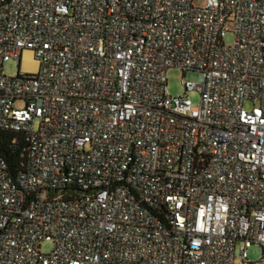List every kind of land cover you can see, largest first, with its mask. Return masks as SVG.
<instances>
[{
    "label": "built area",
    "instance_id": "obj_1",
    "mask_svg": "<svg viewBox=\"0 0 264 264\" xmlns=\"http://www.w3.org/2000/svg\"><path fill=\"white\" fill-rule=\"evenodd\" d=\"M0 131V264H264V0H0Z\"/></svg>",
    "mask_w": 264,
    "mask_h": 264
},
{
    "label": "rangeland",
    "instance_id": "obj_2",
    "mask_svg": "<svg viewBox=\"0 0 264 264\" xmlns=\"http://www.w3.org/2000/svg\"><path fill=\"white\" fill-rule=\"evenodd\" d=\"M197 5H203L204 0H196ZM234 41L233 35L230 33L225 38V43L231 45ZM4 72L8 76H15L19 72V63L15 60L6 62L4 65ZM168 79V89L172 96H181L184 94L183 80L196 82L199 79V74L195 71H188L185 74L178 69H171L167 75ZM189 99L194 105H199L201 101V96L197 92H191L189 94ZM53 245L51 243H46L42 246L43 251L50 252ZM262 254L261 247L258 245H253L248 250V256L251 262H257L260 260Z\"/></svg>",
    "mask_w": 264,
    "mask_h": 264
},
{
    "label": "trees",
    "instance_id": "obj_3",
    "mask_svg": "<svg viewBox=\"0 0 264 264\" xmlns=\"http://www.w3.org/2000/svg\"><path fill=\"white\" fill-rule=\"evenodd\" d=\"M0 153L7 161L10 172L17 176L29 163V144L21 133L0 131Z\"/></svg>",
    "mask_w": 264,
    "mask_h": 264
},
{
    "label": "bare ground",
    "instance_id": "obj_4",
    "mask_svg": "<svg viewBox=\"0 0 264 264\" xmlns=\"http://www.w3.org/2000/svg\"><path fill=\"white\" fill-rule=\"evenodd\" d=\"M25 65L32 71L36 69V61L32 59V54L30 52H26L25 54Z\"/></svg>",
    "mask_w": 264,
    "mask_h": 264
}]
</instances>
